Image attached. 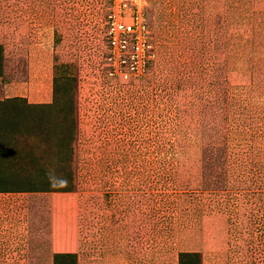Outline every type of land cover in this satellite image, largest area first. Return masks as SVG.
<instances>
[{
	"label": "rangeland",
	"instance_id": "obj_1",
	"mask_svg": "<svg viewBox=\"0 0 264 264\" xmlns=\"http://www.w3.org/2000/svg\"><path fill=\"white\" fill-rule=\"evenodd\" d=\"M138 1L0 0V264H264V0Z\"/></svg>",
	"mask_w": 264,
	"mask_h": 264
},
{
	"label": "built area",
	"instance_id": "obj_2",
	"mask_svg": "<svg viewBox=\"0 0 264 264\" xmlns=\"http://www.w3.org/2000/svg\"><path fill=\"white\" fill-rule=\"evenodd\" d=\"M140 6L146 4V0L138 1ZM146 25L141 11L136 12L135 17L126 21L111 15V21L107 27V37L113 55L118 62H125V56L130 57V68L133 69L132 59L143 55L145 50ZM129 45V50H127Z\"/></svg>",
	"mask_w": 264,
	"mask_h": 264
},
{
	"label": "trees",
	"instance_id": "obj_3",
	"mask_svg": "<svg viewBox=\"0 0 264 264\" xmlns=\"http://www.w3.org/2000/svg\"><path fill=\"white\" fill-rule=\"evenodd\" d=\"M189 256L194 255L191 252H188ZM64 257L68 258V260L64 261V264H76L77 262V253H64Z\"/></svg>",
	"mask_w": 264,
	"mask_h": 264
},
{
	"label": "bare ground",
	"instance_id": "obj_4",
	"mask_svg": "<svg viewBox=\"0 0 264 264\" xmlns=\"http://www.w3.org/2000/svg\"><path fill=\"white\" fill-rule=\"evenodd\" d=\"M53 247L54 248H65V246H62L60 243H54Z\"/></svg>",
	"mask_w": 264,
	"mask_h": 264
},
{
	"label": "crops",
	"instance_id": "obj_5",
	"mask_svg": "<svg viewBox=\"0 0 264 264\" xmlns=\"http://www.w3.org/2000/svg\"><path fill=\"white\" fill-rule=\"evenodd\" d=\"M58 249V248H57ZM59 250H61V249H59Z\"/></svg>",
	"mask_w": 264,
	"mask_h": 264
}]
</instances>
